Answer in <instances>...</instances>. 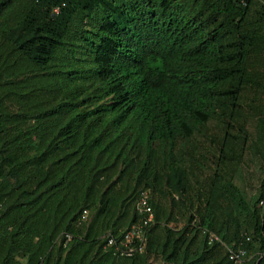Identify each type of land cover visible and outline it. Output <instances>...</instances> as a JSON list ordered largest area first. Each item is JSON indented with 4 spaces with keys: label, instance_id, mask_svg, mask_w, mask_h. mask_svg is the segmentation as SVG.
I'll list each match as a JSON object with an SVG mask.
<instances>
[{
    "label": "trees",
    "instance_id": "trees-1",
    "mask_svg": "<svg viewBox=\"0 0 264 264\" xmlns=\"http://www.w3.org/2000/svg\"><path fill=\"white\" fill-rule=\"evenodd\" d=\"M263 31L264 0H0V264H230L208 232L264 264V169L233 182L264 166Z\"/></svg>",
    "mask_w": 264,
    "mask_h": 264
},
{
    "label": "built area",
    "instance_id": "built-area-1",
    "mask_svg": "<svg viewBox=\"0 0 264 264\" xmlns=\"http://www.w3.org/2000/svg\"><path fill=\"white\" fill-rule=\"evenodd\" d=\"M56 11V9H55ZM264 37V31H263ZM260 197L257 200L256 206L260 209L264 206V179L261 183L259 188ZM1 208V203H0ZM135 220L134 222L128 227V229L123 233L121 239L116 242L113 237L107 236L105 238V247L111 250V254L118 257H128L134 252H139L141 250V244L143 242V236L152 224L153 220V211L148 202V193L146 190H142L135 202ZM86 219V211L83 210L80 214V220ZM206 242L219 243L224 250L226 258L230 261V264H242V261L245 256V249L240 245V243L236 246H226L223 245L219 238L211 233H206ZM65 241L69 239V235L64 236ZM245 240L247 238L245 237ZM260 258L261 255H258Z\"/></svg>",
    "mask_w": 264,
    "mask_h": 264
},
{
    "label": "rangeland",
    "instance_id": "rangeland-1",
    "mask_svg": "<svg viewBox=\"0 0 264 264\" xmlns=\"http://www.w3.org/2000/svg\"><path fill=\"white\" fill-rule=\"evenodd\" d=\"M243 101H247L246 97L248 94L247 92H244ZM246 99V100H245ZM246 121V128L248 133L251 135L253 131V122ZM193 141H196L195 144L200 146L202 138L201 137H195ZM251 147L246 148V150L242 153L241 156V164L237 171H235L233 182L236 186H238L242 191L243 194L248 196L247 198H252L254 195V187L257 185L256 178L258 175H260L259 170L264 169L263 166V158L258 157L257 155L250 152ZM249 150V152H248ZM196 177L199 176L197 171H195Z\"/></svg>",
    "mask_w": 264,
    "mask_h": 264
}]
</instances>
